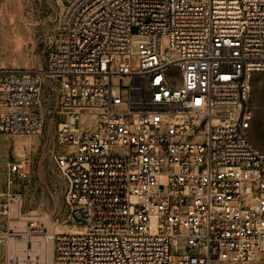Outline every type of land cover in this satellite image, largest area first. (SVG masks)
Segmentation results:
<instances>
[{"label":"built area","instance_id":"obj_1","mask_svg":"<svg viewBox=\"0 0 264 264\" xmlns=\"http://www.w3.org/2000/svg\"><path fill=\"white\" fill-rule=\"evenodd\" d=\"M61 3L47 68L0 66V133L42 131L49 78L54 161L68 220L81 229L51 232L26 217L11 186L31 159L10 162L0 191L8 264L264 258V149L248 103L264 71V0ZM113 76L132 78L126 111L115 110Z\"/></svg>","mask_w":264,"mask_h":264},{"label":"rangeland","instance_id":"obj_2","mask_svg":"<svg viewBox=\"0 0 264 264\" xmlns=\"http://www.w3.org/2000/svg\"><path fill=\"white\" fill-rule=\"evenodd\" d=\"M62 7L61 0H0V66L47 68L57 45ZM133 32H137L136 27H133ZM168 48V40L164 37L163 49L165 51ZM138 60V55H135V67H138ZM131 82L132 78L128 76L112 77V84L122 97V102L115 105L116 111L129 108ZM51 87L52 82L46 78L43 87L46 123L40 133L22 136L0 133L1 137H6L4 145L0 139V191L8 189V164L29 157L30 171L15 178L11 188L22 195V210L26 217L41 219L51 232H57L68 229L71 223L65 207L66 180L53 156L57 124L52 116L56 96ZM248 103L253 115L252 139L264 149V132L260 127L264 115V71L253 74ZM21 143H24V147H21ZM0 264H8V249L2 243ZM246 264H264V258Z\"/></svg>","mask_w":264,"mask_h":264},{"label":"bare ground","instance_id":"obj_3","mask_svg":"<svg viewBox=\"0 0 264 264\" xmlns=\"http://www.w3.org/2000/svg\"><path fill=\"white\" fill-rule=\"evenodd\" d=\"M18 39V38H17ZM18 136H22V135H18ZM0 139L2 140V144L4 145V141L6 140V137H1L0 136ZM21 147H24V143H21ZM81 228L80 227H76V226H69L68 229L66 230H70V231H76V230H80ZM63 231V230H62Z\"/></svg>","mask_w":264,"mask_h":264}]
</instances>
